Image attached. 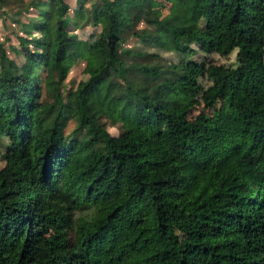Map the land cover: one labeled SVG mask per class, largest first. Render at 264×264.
<instances>
[{
    "label": "trees",
    "instance_id": "1",
    "mask_svg": "<svg viewBox=\"0 0 264 264\" xmlns=\"http://www.w3.org/2000/svg\"><path fill=\"white\" fill-rule=\"evenodd\" d=\"M16 1L0 264H264V0ZM191 91L212 111L189 115Z\"/></svg>",
    "mask_w": 264,
    "mask_h": 264
},
{
    "label": "rangeland",
    "instance_id": "2",
    "mask_svg": "<svg viewBox=\"0 0 264 264\" xmlns=\"http://www.w3.org/2000/svg\"><path fill=\"white\" fill-rule=\"evenodd\" d=\"M27 1V0H26ZM70 3H72V0H68ZM18 5L19 2L16 0H12L11 3H9L6 7H7V14L5 15V13L3 14V17L0 16V39H3L5 35H9L10 40H14L15 41V36L14 34L11 32L12 29H18V23L14 20V18H12V15H15L14 13H16L17 9H18ZM5 7V6H4ZM5 7V8H6ZM19 15H22L26 17L25 15V11H21L19 13ZM92 29L90 25H88L87 23H84L82 25V28H80V30H82V32L80 33L81 37L83 39H85V42H89V40H91L93 38V33H92ZM79 30V29H78ZM9 40V41H10ZM127 45L131 44V45H138V42L136 40H131L130 42L126 43ZM125 44V45H126ZM153 48V47H151ZM154 50L157 49V47L153 48ZM159 52L161 53V55H163L165 58H174L176 55L175 52L171 51V50H164V49H158ZM203 54L201 51H197L193 54V57H202ZM205 58L213 63L216 64H236L237 60H236V48L230 50L229 52L223 53L219 50H212L208 53H206ZM263 59H264V51H263ZM83 67H84V61L79 59L77 60L76 63H74L64 81H63V88L64 90H66L67 87H72L77 80L83 76L84 71H83ZM200 81L204 84L207 85L210 83V79L207 78L206 75L200 76L199 77ZM182 100L184 101V103L189 107V115L193 116L199 112H211L212 108L205 106L204 102L202 101L201 97L199 94L194 93L193 91L191 92H183L181 94ZM73 120L71 119L67 126H66V131L70 130V128L73 126ZM108 128L110 129V131L116 133L118 131V127L115 125H112L111 123H108ZM4 165V159L1 157L0 155V175H1V167ZM6 166L10 167V164H6Z\"/></svg>",
    "mask_w": 264,
    "mask_h": 264
}]
</instances>
